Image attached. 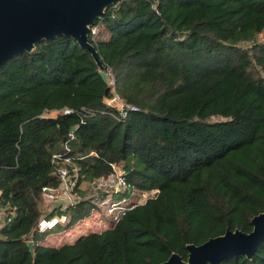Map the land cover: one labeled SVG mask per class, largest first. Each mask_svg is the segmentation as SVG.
Masks as SVG:
<instances>
[{
    "label": "trees",
    "instance_id": "1",
    "mask_svg": "<svg viewBox=\"0 0 264 264\" xmlns=\"http://www.w3.org/2000/svg\"><path fill=\"white\" fill-rule=\"evenodd\" d=\"M101 24L109 38L90 39L117 92L139 107L124 119L71 37L43 40L0 69V200L15 209L0 225V264L187 260L188 244L228 228L251 232L264 211V0H120ZM67 141L82 198L63 212L43 188L59 186L52 157ZM111 163L135 195L160 192L103 230L41 244L59 224L40 232L41 220L65 213L69 228L98 208L81 186ZM220 264H264V241L251 259Z\"/></svg>",
    "mask_w": 264,
    "mask_h": 264
},
{
    "label": "water",
    "instance_id": "2",
    "mask_svg": "<svg viewBox=\"0 0 264 264\" xmlns=\"http://www.w3.org/2000/svg\"><path fill=\"white\" fill-rule=\"evenodd\" d=\"M120 0H0V69L12 58L31 53L36 44L57 36L73 38L87 50L99 67L103 79L109 74L96 45L91 41L92 27L107 9ZM253 230L227 229L202 244H188V259L179 253L158 264H220L234 255L251 259L264 241V211L255 215ZM34 253V242H28Z\"/></svg>",
    "mask_w": 264,
    "mask_h": 264
},
{
    "label": "built area",
    "instance_id": "3",
    "mask_svg": "<svg viewBox=\"0 0 264 264\" xmlns=\"http://www.w3.org/2000/svg\"><path fill=\"white\" fill-rule=\"evenodd\" d=\"M113 6L116 8L117 4ZM154 9L159 13L156 6H154ZM95 27L97 26L92 27V37L96 34L94 32ZM93 39L96 40L95 38ZM244 43L248 42L244 41ZM108 74L109 76L112 75L110 71L108 72ZM109 80L112 87V94L111 96L105 98V103L109 107H112L116 110L117 116L124 119L128 116L129 112L138 111V106L127 103L124 98L117 92L115 79L111 78ZM66 112H69V110H66ZM70 136L71 138H74L73 133H71ZM64 147V151L56 152L52 157V162L56 169L55 173L60 180L59 186L56 188H43L44 196L46 198L48 197L54 200L58 197H65L66 199H69L67 205L60 206V209L63 212H65L68 208L76 207L82 198L79 188H77V186L79 185L78 169L74 164V159L72 158V156H70L71 149L69 147L68 141L65 143ZM111 167L112 172L108 175H101L95 178L92 182V186L96 190L94 192V201L98 206L99 204H101V206L104 205V202L106 203L105 208L107 209V213L109 215V223L113 225V222L118 223L121 217L125 215L128 210L133 209L139 204H144L150 198L155 197L160 192V190L154 189L152 191H142L140 194L141 197L143 196L144 198L135 200L136 198L134 196L136 195L135 192L132 191V187L128 182L127 172L124 167L116 163H111ZM106 182H109V184L107 185V189L104 188V184ZM115 193H117L118 195H122V197L120 199H117V197L113 198V194ZM103 195L105 197H102ZM14 211L15 209H9L0 200V225H2L5 221V218ZM65 219H67V215L65 213L61 214L60 217L56 216L50 220L43 219L38 224V230L40 232H43L49 228L54 227L59 222H64Z\"/></svg>",
    "mask_w": 264,
    "mask_h": 264
},
{
    "label": "rangeland",
    "instance_id": "4",
    "mask_svg": "<svg viewBox=\"0 0 264 264\" xmlns=\"http://www.w3.org/2000/svg\"><path fill=\"white\" fill-rule=\"evenodd\" d=\"M94 32L96 34L93 35L92 38H95L98 40H104V39L106 40L108 38V35H109L102 24L95 27ZM259 41H264V32L259 36ZM49 115L50 116H56V115H58V112L54 111V112L49 113ZM108 184H109V182L108 183L106 182L104 184L105 185L104 188L107 189ZM81 187H82V190L83 189L85 190L86 195L88 194L89 196L96 191L93 188V186L90 187L89 184L86 182H84ZM136 195H139V198H138V196H136L135 200L144 198L143 196L141 197L140 193H137ZM102 197H105V196L103 195ZM116 197H117V199H120L122 197V195H118L117 193L113 194V198H116ZM68 201H69V199H66L65 197H61V198L58 197L54 200H52L48 197L47 198L45 197V202L47 205H50L49 207H51L52 205L54 206L55 204L58 205V207L61 205L62 206L67 205ZM105 207H106L105 202H104V205H102V206H101V204H99L98 208L94 209L90 216L82 219L81 221H79L78 223L74 224L73 226H71L69 228H64V226L67 225V223H68V216H67V219H65L64 222H59L58 226L53 230V232H48L46 237L44 239H42L40 241V243L45 244V245H49V246L59 247V246L63 245L64 243H69V242L75 241L78 237H80L81 235H83L85 233H88L89 231L103 230V229L111 226L109 223V215H108L107 209ZM59 217H60V215H59Z\"/></svg>",
    "mask_w": 264,
    "mask_h": 264
},
{
    "label": "crops",
    "instance_id": "5",
    "mask_svg": "<svg viewBox=\"0 0 264 264\" xmlns=\"http://www.w3.org/2000/svg\"><path fill=\"white\" fill-rule=\"evenodd\" d=\"M108 38H109V35H108ZM108 38H107V39H108ZM44 245H45V244H44Z\"/></svg>",
    "mask_w": 264,
    "mask_h": 264
}]
</instances>
